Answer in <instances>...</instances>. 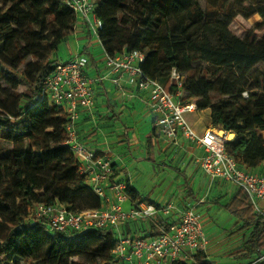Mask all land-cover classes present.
Returning <instances> with one entry per match:
<instances>
[{
    "label": "trees",
    "instance_id": "obj_1",
    "mask_svg": "<svg viewBox=\"0 0 264 264\" xmlns=\"http://www.w3.org/2000/svg\"><path fill=\"white\" fill-rule=\"evenodd\" d=\"M97 1L96 13L104 21L100 39L106 50L144 52L143 69L170 91L177 89L171 78L176 69L185 78L182 99H195L200 110L211 108L213 126L237 135L226 148L238 164L250 169L261 166L264 74L254 70L264 66V36L254 42L253 32L264 27V0H243L240 13L245 18L262 17L245 38L234 34L227 21L205 20L203 3L219 8L223 0ZM226 16L235 17L229 8ZM77 19L65 0H0V140L10 143L7 159L15 191L12 201L7 193H0V218L9 226L0 240V264H16L15 260L47 264L50 259L59 263L67 261V254H90L92 249L103 253L94 264H119L113 254L114 231L50 234L46 223L33 217L39 202L59 200L69 210H86L75 202L79 193L91 199L88 209L104 206L87 175L79 172V161L64 145L68 115L42 95L43 81L58 63L51 57L74 32ZM200 58L208 65L195 68ZM20 86L24 90L19 91ZM8 168L0 164V182ZM127 184L133 202H152ZM223 207L243 223L241 228L249 230L237 256H262L264 215L255 212L247 193L238 189ZM149 228H143L149 236L160 233L152 224ZM96 239L99 243H94ZM197 257L199 264H213L203 254ZM255 264H264V259Z\"/></svg>",
    "mask_w": 264,
    "mask_h": 264
},
{
    "label": "built area",
    "instance_id": "obj_2",
    "mask_svg": "<svg viewBox=\"0 0 264 264\" xmlns=\"http://www.w3.org/2000/svg\"><path fill=\"white\" fill-rule=\"evenodd\" d=\"M65 2L99 40L106 70L102 75L91 76L87 72V57L76 54L56 64L54 71L43 81L42 95L68 115L64 145L79 161V172L87 175L89 186L103 199L104 206L73 211L59 200L39 202L35 204L33 217L44 221L50 234L69 235L90 229L114 231L117 241L113 254L119 264H199V254L211 262L207 254L210 240L202 215L196 208L197 203L180 208L174 201L164 204L146 200L133 202L128 194L127 182L115 178L114 160L90 148L80 135L78 124L82 113L96 107L97 84L110 79L122 90L133 86L145 91L148 110L162 135L172 141L182 136L202 148L204 153L196 158L198 169L211 181H225L244 190L255 212L260 215H264L259 205L264 201V173L238 164L226 148V143L230 141L227 131L222 130L220 134L210 126L199 133L194 128L187 113L195 112L198 107L195 101L182 99L185 78L180 72L172 70L171 78L177 89L170 91L161 81L145 72L142 67L144 52L135 49L111 54L106 50L100 39L104 21L96 13L97 0ZM243 95L247 97L248 93ZM126 203L130 204L128 208ZM151 224L159 230L158 235H148ZM128 225H136L140 233L137 229L131 233ZM263 259L264 254L255 256L251 264Z\"/></svg>",
    "mask_w": 264,
    "mask_h": 264
},
{
    "label": "crops",
    "instance_id": "obj_3",
    "mask_svg": "<svg viewBox=\"0 0 264 264\" xmlns=\"http://www.w3.org/2000/svg\"><path fill=\"white\" fill-rule=\"evenodd\" d=\"M64 43L68 51L63 55L61 49ZM57 54L61 59L57 60L55 57L58 62L66 61L76 54L86 56L87 72L91 76L102 75L106 70L103 48L99 40L80 19H77L74 32L61 43ZM146 100L147 93L133 86L122 90L110 79L98 83L96 107L90 112L82 113L78 124L80 135L90 148L112 158L115 178L135 187L143 198L156 204L174 201L180 208L197 203L196 208L202 215L205 229L217 227V223H214L215 214L212 213L221 211L238 189L225 181L209 180L199 169L195 174V168L188 164H193L194 160L196 164V158L204 153L203 149L182 136H179L177 141L165 138L156 125L154 116L149 112ZM186 101H194V99L190 98ZM211 114V108L203 110L197 108L195 112L187 113V117L194 128L202 133L212 126ZM257 169L263 174L264 164L262 163ZM168 170L175 171L173 173L175 179L165 183L166 179L162 172ZM160 178L165 184L160 201L143 195L140 187L143 186L142 181L147 184L156 183L154 181L157 180L159 184ZM189 188L193 189L194 196ZM211 195L225 196L223 200L213 201L209 200ZM262 202L264 201L260 202V206ZM132 227L135 228L136 225ZM213 233H207L210 240L207 254L212 263L214 262L212 257L219 255L218 249H220L219 245H215L217 236ZM246 237L247 235L243 234L241 241ZM241 249L242 245L238 251ZM222 251L228 252L229 249L224 246ZM254 259L253 256L251 261Z\"/></svg>",
    "mask_w": 264,
    "mask_h": 264
},
{
    "label": "rangeland",
    "instance_id": "obj_4",
    "mask_svg": "<svg viewBox=\"0 0 264 264\" xmlns=\"http://www.w3.org/2000/svg\"><path fill=\"white\" fill-rule=\"evenodd\" d=\"M254 1V0H249ZM243 7V0H223L222 1V6L217 8V7H213L209 4H206L205 2L203 3V8L206 11V17L205 20L207 22H214V21H219V20H224L229 22V28L230 30L236 34L237 36H239L240 38H245L248 31L250 30H254L257 26V24L259 22L262 21V17L259 14L254 15L253 17L250 18H245L241 13L240 10ZM226 8H229V10H231L232 14L235 15L234 19H229L226 16ZM254 35V42L256 41H260L262 39V37L264 36V27L259 28L254 30L253 32ZM66 43V42H65ZM62 45V49H61V53H63V55L66 53L67 50V46L66 44ZM55 57H57V60H61L60 59V55H58L57 53L54 54L51 57V60H56ZM56 60V61H57ZM28 61H33V58H29ZM208 64L202 59L200 58L196 63H195V68H202V67H206ZM255 73L257 72H262L264 74V66L260 65L259 67H257L254 70ZM19 91L24 90L23 86H20L18 88ZM195 101V99H194ZM196 102V101H195ZM213 126V124H212ZM215 129H217L218 131H222L224 129H222L221 127H215L213 126ZM230 133H234V132H228V134ZM229 138V136H228ZM237 139L236 138L233 140L235 141ZM230 140V138H229ZM232 141V140H230ZM10 147V143H3V141L0 140V164L6 166L8 168L9 166V160L7 159L8 156V148ZM190 165V167H194L195 169V174L197 173L196 170H198L197 168V164H195V160L193 162V164H188ZM173 173H175V171L172 170H168L166 172H162L163 177L166 179L165 183H169L172 182L175 179V176L173 175ZM160 174V172H159ZM194 174V175H195ZM162 177V178H163ZM194 177V176H193ZM160 178V183H157V180H155L154 182L156 183H147L145 184L142 181V185L141 187V191L143 193V195L145 196H149V198H153L156 201H160L161 197H162V192L165 189L164 186L165 184L163 183V179ZM193 180V178H192ZM191 180V181H192ZM191 186V185H190ZM13 177L10 174V170L9 168L6 170L5 175L3 180L0 182V193H7L8 198L12 201V197L13 194H15V191L13 189ZM189 190L192 192L193 189L189 188ZM150 191V192H148ZM41 192H43L41 190ZM189 193V192H188ZM187 193V196H189V194ZM194 191L192 193V195L194 196ZM186 196V197H187ZM225 195H221L220 197H217V195H211V197H209V200H223ZM191 197V196H190ZM189 198V197H188ZM206 198V196L204 197ZM212 198V199H211ZM75 202L78 205H84L86 206V208L88 209L89 205L92 204L91 199L89 198V196L86 193H79L75 196ZM129 203L125 204V207L128 206ZM262 208L264 209V202L261 203ZM214 209V208H213ZM212 214L214 215V223H217V227L209 229L208 227H206V232L207 233H211L214 232L213 235L217 236V238L215 237V245H219L220 249H218V253L219 255H214L212 258L214 259L213 263L215 264H251L253 261H251V259H253V255L250 257H238L237 256V251L239 250V248L241 247L243 241H241V237L243 236V234H246L248 236L249 234V230H245L244 228H241L242 226V222L234 215H232L227 209L222 208L221 211L218 212H213ZM135 229H137V231L140 233V229L136 226ZM128 230L133 233L134 229L128 225ZM208 230V231H207ZM9 231V226L7 224V222L5 220H3L2 218H0V240L3 239L4 235ZM94 243H99V240H94ZM93 243V244H94ZM92 244V245H93ZM238 244V245H237ZM227 246V248L229 249L228 252H223L222 251V247ZM222 251V252H221ZM65 256V255H64ZM103 258V253H101L99 250L97 249H92L91 253H83L80 255H66L65 260H60L59 263H54L53 260H49L47 262V264H74V262L80 260L81 262H83V264H94L95 262L100 261ZM16 264H31L29 262L26 261H20V260H15ZM3 264H7V262L3 261ZM33 264V263H32Z\"/></svg>",
    "mask_w": 264,
    "mask_h": 264
},
{
    "label": "bare ground",
    "instance_id": "obj_5",
    "mask_svg": "<svg viewBox=\"0 0 264 264\" xmlns=\"http://www.w3.org/2000/svg\"><path fill=\"white\" fill-rule=\"evenodd\" d=\"M219 132H220V134H222V131H219ZM229 138H230V140H234L236 138V136L235 135H230Z\"/></svg>",
    "mask_w": 264,
    "mask_h": 264
},
{
    "label": "water",
    "instance_id": "obj_6",
    "mask_svg": "<svg viewBox=\"0 0 264 264\" xmlns=\"http://www.w3.org/2000/svg\"><path fill=\"white\" fill-rule=\"evenodd\" d=\"M230 135H235V136H237L235 133H230V134H228V136H230ZM233 141V140H232Z\"/></svg>",
    "mask_w": 264,
    "mask_h": 264
}]
</instances>
